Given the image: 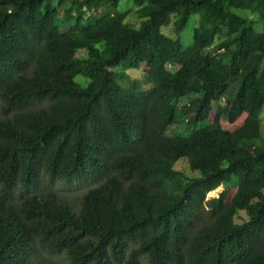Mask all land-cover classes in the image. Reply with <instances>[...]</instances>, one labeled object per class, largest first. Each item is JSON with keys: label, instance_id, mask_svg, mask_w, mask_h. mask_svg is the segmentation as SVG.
<instances>
[{"label": "trees", "instance_id": "16d2710c", "mask_svg": "<svg viewBox=\"0 0 264 264\" xmlns=\"http://www.w3.org/2000/svg\"><path fill=\"white\" fill-rule=\"evenodd\" d=\"M120 2L0 0V264H264V0Z\"/></svg>", "mask_w": 264, "mask_h": 264}, {"label": "rangeland", "instance_id": "374dc122", "mask_svg": "<svg viewBox=\"0 0 264 264\" xmlns=\"http://www.w3.org/2000/svg\"><path fill=\"white\" fill-rule=\"evenodd\" d=\"M136 5L134 0H121L120 5L118 7L119 11H131L130 14L128 15L127 19L129 22L135 24V26L139 27V18L135 15L134 10L136 9ZM239 12H243V11H239ZM198 18L199 16H192V18L190 19V22L188 23L187 27L185 28V30L183 31V33L181 34V39L184 42L185 46H188L189 44H192L194 42V29L196 26H198ZM70 25V24H68ZM67 28V25L64 26V29ZM260 30L263 29V26L261 25L259 27ZM166 32H168L169 30L166 29ZM179 68L178 64H175L173 66L170 67L171 70H173L174 72L177 71V69ZM121 69V68H120ZM129 75H131L132 79L137 81L139 88L141 89H148L151 87V85H149L148 83L144 84L143 83V76L142 73L140 72L139 68L133 69L130 68L126 71ZM80 78H82V76L78 75L76 77V81L77 82H81L84 86L87 85L86 82L81 81ZM120 84L123 85V80L119 79ZM88 83V82H87ZM130 87V86H129ZM186 99H182V101H185ZM215 115V111L212 112V115L210 117V121H213ZM264 116V111L262 113V117ZM202 125V124H201ZM199 125V126H201ZM193 130L192 127H188L187 124L183 123L181 125V129L177 131L178 134H182V135H186L189 134L191 131ZM262 135L264 137V118H263V122H262ZM184 165V166H182ZM181 166L184 169H187V165L186 164H181ZM88 185L84 184L82 182L79 181H75V184L70 187V188H66L67 186L65 184H62L60 187H62L61 189H63L64 192L67 193L68 197L70 198V201L72 199H75L77 197V194L79 195ZM224 185H221L220 188H218L217 190L213 191L212 193L207 195V198H213V197H218L220 195V193L224 190Z\"/></svg>", "mask_w": 264, "mask_h": 264}]
</instances>
